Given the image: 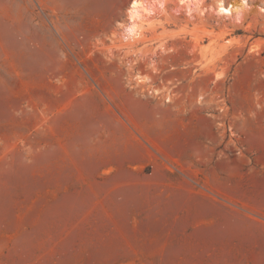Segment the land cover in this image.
I'll use <instances>...</instances> for the list:
<instances>
[{"label": "rangeland", "instance_id": "374dc122", "mask_svg": "<svg viewBox=\"0 0 264 264\" xmlns=\"http://www.w3.org/2000/svg\"><path fill=\"white\" fill-rule=\"evenodd\" d=\"M131 1L0 0V264H264V0Z\"/></svg>", "mask_w": 264, "mask_h": 264}, {"label": "bare ground", "instance_id": "6f19581e", "mask_svg": "<svg viewBox=\"0 0 264 264\" xmlns=\"http://www.w3.org/2000/svg\"><path fill=\"white\" fill-rule=\"evenodd\" d=\"M162 0H132L127 10V22L122 23V40L128 47L142 42L145 37V27L156 15L157 3ZM174 1V0H171ZM178 9L186 12V15L194 18V14L204 16L210 11L217 20L223 23L230 21L234 25H242L251 6L246 0H237L228 3L227 0H214L213 5L207 8L208 0H175ZM166 2V1H164ZM260 14L264 17V6L260 8ZM140 78V77H139ZM142 82V81H141Z\"/></svg>", "mask_w": 264, "mask_h": 264}, {"label": "crops", "instance_id": "0c3cea01", "mask_svg": "<svg viewBox=\"0 0 264 264\" xmlns=\"http://www.w3.org/2000/svg\"><path fill=\"white\" fill-rule=\"evenodd\" d=\"M262 136V135H261ZM261 141L263 142V144H264V140H262L261 139ZM259 143H260V140H259ZM257 148V145H256V143L255 142H248L247 143V149H250V150H255Z\"/></svg>", "mask_w": 264, "mask_h": 264}]
</instances>
